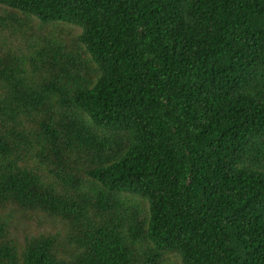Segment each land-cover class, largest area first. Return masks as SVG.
Segmentation results:
<instances>
[{
    "label": "trees",
    "instance_id": "1",
    "mask_svg": "<svg viewBox=\"0 0 264 264\" xmlns=\"http://www.w3.org/2000/svg\"><path fill=\"white\" fill-rule=\"evenodd\" d=\"M0 264H264V0H0Z\"/></svg>",
    "mask_w": 264,
    "mask_h": 264
},
{
    "label": "rangeland",
    "instance_id": "2",
    "mask_svg": "<svg viewBox=\"0 0 264 264\" xmlns=\"http://www.w3.org/2000/svg\"><path fill=\"white\" fill-rule=\"evenodd\" d=\"M30 228L34 233H37L49 229L50 226L47 223H43V222H33L31 223Z\"/></svg>",
    "mask_w": 264,
    "mask_h": 264
}]
</instances>
